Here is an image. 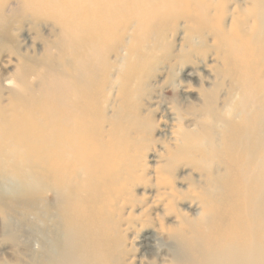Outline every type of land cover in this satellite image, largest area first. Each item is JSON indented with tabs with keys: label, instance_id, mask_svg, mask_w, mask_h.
<instances>
[{
	"label": "bare ground",
	"instance_id": "obj_1",
	"mask_svg": "<svg viewBox=\"0 0 264 264\" xmlns=\"http://www.w3.org/2000/svg\"><path fill=\"white\" fill-rule=\"evenodd\" d=\"M0 66V256L264 264V0H0ZM163 198L200 209L160 227L165 251L145 230Z\"/></svg>",
	"mask_w": 264,
	"mask_h": 264
},
{
	"label": "rangeland",
	"instance_id": "obj_2",
	"mask_svg": "<svg viewBox=\"0 0 264 264\" xmlns=\"http://www.w3.org/2000/svg\"><path fill=\"white\" fill-rule=\"evenodd\" d=\"M15 20L13 21V24H15ZM181 31V29H180ZM33 35V31L30 29V25L27 23L24 27V31L20 32V36L21 39L23 38L22 35ZM179 35V34H178ZM178 35L176 37H178ZM23 40V39H22ZM15 61V62H14ZM17 62L16 60H13V63L4 66V70H10V68H15ZM194 68H197L198 66L196 64H193ZM1 69V66H0ZM2 70V69H1ZM1 73H3V70L1 71ZM164 74H160V76H163ZM181 78L180 74H177L175 79H172L171 81H175L177 83L178 79ZM194 92H192V94L195 96L197 94V90L199 88V84H197V80L194 81ZM170 83V82H169ZM14 83H11V85H13ZM169 85V84H168ZM168 85L166 86V88L168 87ZM166 88L164 89V92L166 91ZM168 90V89H167ZM163 92V93H164ZM168 97V98H167ZM166 100L169 101L170 95H167ZM172 102V101H169ZM197 102V101H196ZM195 104V103H194ZM195 107L197 106L196 104L194 105ZM154 135L155 138H151V140H148L146 142H144L141 147L139 148V152H137L141 157L143 162L146 164L147 168H148V174H152L155 170L159 169L160 167L165 166L166 164L169 163L168 160V155L166 152L167 146H168V141L166 139V137L163 135L165 132H163L161 130V125L160 123H156V128L154 130ZM164 155V156H163ZM166 156V157H165ZM152 157H155L156 161L152 160ZM164 164V165H163ZM156 166H160L159 168H156ZM169 176H171L174 180H175V185L178 188H182L185 189L186 185L189 184L190 178H195L197 177V173H193L190 169L189 166H186L182 163H180L179 165L173 166V171L171 174H169ZM158 191L159 189L156 188ZM138 192H145L148 196L146 197V201L145 203H143L142 207L144 208L147 204L148 201H150V194H154L155 192L153 191L152 186H150V184H146L143 183L141 184L139 187H136L135 189ZM168 203V200L163 198L158 206H155V208H153V210H151L150 212H148V215L151 217L148 220L146 226H145V230L147 232V234L149 235H156L160 238H162L163 240H157L162 247V250L165 251L167 250V243L170 242L169 238H168V233H164V234H160V227L164 226L170 229L176 228V225L178 224L176 221H174L176 219L177 216V207H179L180 209L184 208V212H187L188 214H190V211L192 213H196L198 212L200 209H191V207H189L191 201L190 199L184 200L183 202H179L178 204L175 205L174 210L172 209L170 213H167L166 216L163 215V212H165V210L162 209L163 205ZM142 208V209H143ZM186 208V209H185ZM190 208V209H189ZM157 214H160V216H157ZM178 219V218H177ZM138 225V224H137ZM136 225V227H137ZM136 228H134L135 230ZM133 230V231H134ZM158 233V234H157ZM129 235L131 233H128ZM168 239V241H167ZM156 241V243H158ZM159 243L157 245H159ZM7 245V244H6ZM140 252V250L138 251V253ZM4 256V257H3ZM2 259H5L6 261H8L7 264H26L27 262H31V258L28 256H23L20 257V260L16 263H13V261L10 259L9 256L7 255H1L0 256ZM14 258V257H11ZM147 261V260H146ZM0 264L1 261H0Z\"/></svg>",
	"mask_w": 264,
	"mask_h": 264
}]
</instances>
